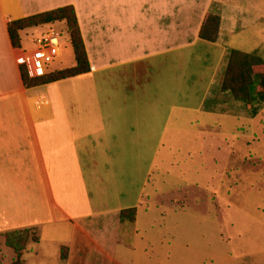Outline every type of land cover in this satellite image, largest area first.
<instances>
[{
  "label": "crops",
  "instance_id": "0c3cea01",
  "mask_svg": "<svg viewBox=\"0 0 264 264\" xmlns=\"http://www.w3.org/2000/svg\"><path fill=\"white\" fill-rule=\"evenodd\" d=\"M64 5L73 8L88 70L26 87L15 62L23 31L12 47L6 24ZM206 14L218 17L211 42L198 37ZM231 50L264 64V0H0V244L10 256L2 234L21 229L36 236L22 264H127L124 251L130 260L135 248L150 254L155 223L140 228L137 215L165 173L154 168L150 178L157 156L162 166L179 137L215 152L217 124L202 118H264V103L252 115L220 90ZM196 191L174 185L172 200H161L182 211L200 202ZM131 208L133 222L120 223ZM171 238L156 237L161 245Z\"/></svg>",
  "mask_w": 264,
  "mask_h": 264
},
{
  "label": "rangeland",
  "instance_id": "374dc122",
  "mask_svg": "<svg viewBox=\"0 0 264 264\" xmlns=\"http://www.w3.org/2000/svg\"><path fill=\"white\" fill-rule=\"evenodd\" d=\"M44 25H38L40 28L35 32L30 28L21 30L22 47L27 49L30 38L50 25L60 34V54L46 63V69L70 67L73 59L64 22ZM261 117L260 123L235 122L218 115L209 121L202 118V123L217 124L211 126L220 138L215 152L205 153L196 139L185 142L179 137L168 145V151L164 150L168 154L162 166L158 159L161 153L157 156L150 178L156 177L154 168H162L165 173L150 184L155 188L149 206L146 211L138 210L137 215L140 228L148 221L155 223L147 230L155 237L148 240L153 251L147 254L148 251L135 248L132 260L124 251L127 264H264V118ZM176 177L183 181H177ZM190 183L198 189L199 193L196 191L194 195L198 199L200 194V202L188 206L185 203L182 211L173 212L161 200L163 194L172 200L174 193L169 192L174 185L181 189ZM184 196V201L188 200ZM160 221L162 225L157 224ZM160 235L172 238L161 245L156 239ZM144 254L150 256L149 261ZM13 257L0 244V264H10Z\"/></svg>",
  "mask_w": 264,
  "mask_h": 264
},
{
  "label": "trees",
  "instance_id": "16d2710c",
  "mask_svg": "<svg viewBox=\"0 0 264 264\" xmlns=\"http://www.w3.org/2000/svg\"><path fill=\"white\" fill-rule=\"evenodd\" d=\"M55 21L64 22L74 64L70 67L43 72L38 77H28L24 66L19 65L20 78L22 84L26 87L71 77L88 70L76 18L70 5L56 7L9 21L6 24V32L10 45L19 47V31ZM217 26L218 17L206 14L199 28L198 37L205 41H214ZM220 90L228 91L233 99L250 106V114L254 115L264 103V64L253 54L231 50L223 71ZM133 217V208L119 213L120 222L132 223ZM2 237L4 245L11 249L14 256L10 264H20V255L28 239L36 241V236L27 229L7 231L2 234ZM63 250V248L60 249V259H64Z\"/></svg>",
  "mask_w": 264,
  "mask_h": 264
},
{
  "label": "built area",
  "instance_id": "2783aa9c",
  "mask_svg": "<svg viewBox=\"0 0 264 264\" xmlns=\"http://www.w3.org/2000/svg\"><path fill=\"white\" fill-rule=\"evenodd\" d=\"M59 46V32L48 25L30 38L29 47L27 49L22 48L17 53L15 62L17 65L24 66L28 77L41 76L44 72V65L59 56Z\"/></svg>",
  "mask_w": 264,
  "mask_h": 264
}]
</instances>
